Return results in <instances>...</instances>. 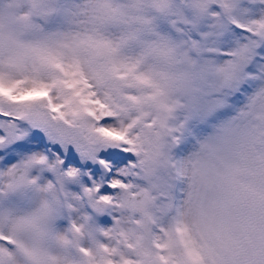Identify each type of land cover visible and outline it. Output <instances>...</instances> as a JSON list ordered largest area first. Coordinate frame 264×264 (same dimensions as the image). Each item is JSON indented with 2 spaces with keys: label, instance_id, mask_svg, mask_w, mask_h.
<instances>
[{
  "label": "snow or ice",
  "instance_id": "obj_1",
  "mask_svg": "<svg viewBox=\"0 0 264 264\" xmlns=\"http://www.w3.org/2000/svg\"><path fill=\"white\" fill-rule=\"evenodd\" d=\"M0 264H264V0H0Z\"/></svg>",
  "mask_w": 264,
  "mask_h": 264
}]
</instances>
